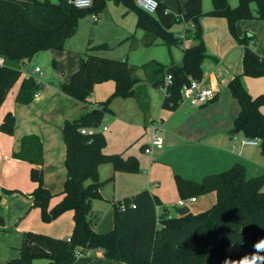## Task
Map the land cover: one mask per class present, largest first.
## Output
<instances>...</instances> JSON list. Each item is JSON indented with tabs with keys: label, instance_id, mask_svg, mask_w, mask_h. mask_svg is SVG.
Wrapping results in <instances>:
<instances>
[{
	"label": "trees",
	"instance_id": "1",
	"mask_svg": "<svg viewBox=\"0 0 264 264\" xmlns=\"http://www.w3.org/2000/svg\"><path fill=\"white\" fill-rule=\"evenodd\" d=\"M135 10L138 27L162 38L169 45L192 39L195 44L184 48L181 65L167 67L166 75L173 80L165 94L164 105L176 108L182 99V89L192 79L203 78L202 63L208 55L203 38L201 17L204 15L226 18L230 33L243 46L242 73L236 75L229 88L241 110L234 121L233 132L245 137H258L264 151V93L252 96L243 86L240 77L264 76V57L252 43L255 35L240 36L236 23L240 19H264V0H239L232 6L229 0H212L213 8L203 11V0H187L185 12L170 11L159 1L155 14L139 8L135 0H114ZM256 8L253 9L252 5ZM106 0H94L89 8H78L69 0H0V56L6 64L0 66V106L9 90L21 77V70L10 65L12 61L32 59L42 50L64 49L68 37L76 31L79 19L88 11H105ZM106 12V11H105ZM180 22L192 23L178 37L172 27ZM108 48L107 43L92 44L84 52L81 67L62 91L81 101L86 110L75 120L64 123L68 171L64 190L52 193L44 187L43 147L36 135L22 137L19 158L36 164L31 178L38 186L31 192L33 204L40 208L42 220L49 222L68 210L73 211L74 226L69 238H56L47 234L27 231L20 248V256L8 264H74L78 256L89 249L99 248L109 261L126 264H239L245 257L254 264H264V175L248 178L246 167L237 163L231 168L212 173L202 181L176 175L182 199H196L208 192L216 193L215 203L207 210L168 217L158 213L162 205L149 190L127 196L115 203L114 227L109 232L97 231L90 221L92 201L101 196L104 184L99 179V166L112 162L116 170L138 171L135 159H123L120 154L104 152L106 137L100 131L83 134L81 129L98 126L116 97L135 94L139 78L127 59H115L95 54V50ZM164 70V66L161 67ZM114 82L113 93L90 109V96L98 83ZM162 81L161 85L164 83ZM40 87L33 76L24 78L16 101L30 103ZM15 114L8 112L0 126L13 134ZM6 193L13 190L5 189ZM61 199L50 206L53 197ZM1 199V195H0ZM4 219L0 217V224Z\"/></svg>",
	"mask_w": 264,
	"mask_h": 264
},
{
	"label": "crops",
	"instance_id": "2",
	"mask_svg": "<svg viewBox=\"0 0 264 264\" xmlns=\"http://www.w3.org/2000/svg\"><path fill=\"white\" fill-rule=\"evenodd\" d=\"M159 1L170 11H186L187 0ZM229 1L233 7L239 3V0ZM123 5L122 11L125 12L114 13L113 17L109 12V21L94 23L92 28L88 26L91 29L88 39L83 41L79 38L69 45L66 41L64 49H49L37 53L32 59L14 61L17 63L14 67L21 69L23 64L28 69L21 71L20 79L9 90L0 106V126L8 112H13L16 118L13 134L0 128V217L4 219V223L0 224V264H8L20 256L27 231L56 238H69L72 233V210L52 221L42 220L41 210L34 206L31 196V192L38 186L31 178V170L36 164L17 157L15 153L20 150L22 137L32 134L38 136L43 147L44 187L54 194L64 190L68 175L64 123L78 119L86 109L81 101L64 93L62 85L70 82L73 74L80 69L84 52L92 44L107 43L108 48L95 50V54L127 59L139 78L135 94L114 98L110 104L111 112L106 113L101 124L95 126L97 130L90 128V131H100L106 137L105 153L120 154L125 160L133 158L139 168L135 172L116 170L112 162L99 166V179L104 184L101 196L92 201L93 210L90 214V221L97 231L105 233L113 229L115 203L146 189L162 202L158 213H166L168 217L179 216L182 207L192 211L189 203L193 205V213L207 210L215 203L216 193L208 192L195 201H190L188 197L185 206H180L182 198L176 175L202 181L205 176L225 171L237 163L246 167L248 178L264 175V151L261 145L245 144L244 134L233 132L234 121L241 106L230 93L229 82L242 73L243 46L229 33L226 19L221 16L209 19L211 15L201 17L203 38L208 51L202 63L201 81L216 91L214 99L199 106L183 100L172 109L164 105L165 92L161 83L166 78L167 67L181 65L184 48L194 45L195 41L184 39L179 44L169 45L162 38L154 39L138 27L137 13L135 15L131 12L133 9ZM212 8V1L209 3L203 0L204 12ZM252 8L256 6L252 5ZM94 14L97 13H92L93 22L99 21L94 20ZM121 15H125V18L118 22ZM111 18L113 24L109 23ZM208 23H214L216 29L222 25V34L218 33L216 38L217 48L206 39ZM82 24L80 21L78 29ZM176 25L172 30L178 37L188 27H193L192 23L187 22ZM236 27L240 36L245 33L256 36L251 46L264 57V19H240ZM40 58L48 61L45 70L39 64ZM33 60L38 61L31 65ZM50 61L55 64L53 68L49 66ZM162 66L164 70H161ZM36 67H40V71H36ZM30 76L40 83L36 92L38 96L28 104L19 103L16 96L21 82ZM248 78L242 75L243 80ZM254 80H257L253 81L257 87L250 88L249 81L244 82L245 89L252 96L264 93V76ZM114 86L113 81L96 84L90 96V109L96 111L97 103L106 100L113 93ZM153 127L159 128L162 147L152 146ZM148 147H151L150 152L145 150ZM5 189L13 192L6 193ZM60 199V195L53 197L50 206H54ZM170 203L179 205L176 214L167 207ZM74 264L126 263L109 261L102 249L95 248L80 254Z\"/></svg>",
	"mask_w": 264,
	"mask_h": 264
},
{
	"label": "built area",
	"instance_id": "3",
	"mask_svg": "<svg viewBox=\"0 0 264 264\" xmlns=\"http://www.w3.org/2000/svg\"><path fill=\"white\" fill-rule=\"evenodd\" d=\"M69 1L72 2L78 8H89L93 5L94 2V0H69ZM135 1L139 8L151 14H155L159 7V0H135ZM99 17L100 14L93 15L95 21H97ZM179 37H184V34H179ZM6 63H7L6 59L0 56V66L5 65ZM35 70L40 71V67H36ZM172 80H173L172 74L168 73L166 75L164 83L161 85V88L164 90L165 94H167L168 87L169 85H171ZM215 94L216 91L212 87L204 85L201 80L192 79L189 85L183 87L181 101L188 100L192 105L199 106L206 104L212 99H214ZM35 96H38V93H35ZM158 130H159L158 127L152 128L151 143L152 146L162 147L163 140L161 136H159ZM81 132L83 134H87L90 132V130L88 128H83L81 129ZM243 143L256 145V144H260L261 140L258 137H254V138L246 137L243 140ZM150 148L151 147H148L145 150L147 152H150L151 151ZM189 200L195 201L196 198L190 197ZM185 203H186V199H181L179 201L180 206H185Z\"/></svg>",
	"mask_w": 264,
	"mask_h": 264
},
{
	"label": "rangeland",
	"instance_id": "4",
	"mask_svg": "<svg viewBox=\"0 0 264 264\" xmlns=\"http://www.w3.org/2000/svg\"><path fill=\"white\" fill-rule=\"evenodd\" d=\"M205 1V0H204ZM206 1H209V3L212 1V0H206ZM208 3V2H207ZM254 6H255V4H253ZM124 5L123 4H118V3H116L114 0H106V6H105V11L106 12H111L112 13V15H111V17H113L114 16V13H116V14H118V13H120V12H125L126 10H124V11H122V7H123ZM128 9V8H127ZM130 10V9H129ZM105 11L104 10H102L99 14H100V18H99V21H97V22H93V19H92V13L93 12H91V11H88V12H86L80 19H79V23H78V26H79V24H80V21H82V27L81 28H79L78 29V26H77V29H76V31L75 32H73L72 33V35L70 36V37H68L67 38V40L66 41H68L67 42V45H69L71 42H73V41H76L77 39H83V41L84 40H86V39H88L90 36H91V29L90 28H92V26L94 25V23H98V22H102V23H106L107 21H109V20H106L105 19ZM131 12H133L135 15H136V12L134 11V10H131ZM96 13V12H95ZM98 14V13H97ZM125 16V15H124ZM124 16H119L118 17V19H119V21L118 22H121V20H122V18H125ZM85 17H87L86 19L87 20H84L85 19ZM209 17V16H208ZM212 17V15L209 17V19H213V18H211ZM224 18V17H223ZM226 18H224V20H225ZM110 21L111 22H109V23H111V24H113V21H112V18L110 19ZM201 21V20H200ZM227 21V20H226ZM90 23V25H89V23ZM117 22V23H118ZM201 25H202V22H201ZM90 28H89V27ZM177 26V25H176ZM202 28H203V34H204V27H203V25H202ZM227 28H228V31H229V33H230V30H229V27L227 26ZM218 29V30H217ZM217 29L215 28V24L214 23H211L210 25H209V23H208V29L206 30V39L208 38V40H209V42H210V45H212V46H214L215 48H217V42H216V38H217V35H218V33H220V34H222V25H219L218 27H217ZM231 34V33H230ZM231 36H233L232 34H231ZM237 41V40H236ZM66 43V42H65ZM223 50V49H222ZM45 50H42V51H39L40 53L41 52H44ZM39 52H37V53H39ZM36 53V54H37ZM35 54V55H36ZM38 55V54H37ZM46 60V59H45ZM38 60H33L32 62V64L31 65H34V64H36V62H37ZM46 63H48V61H44V60H42L41 58H40V60H39V64H40V66H42V68L45 70V68H46ZM10 65H12V66H16L17 65V63H14V61H12V62H10L9 63ZM54 65L55 64H53V62L52 61H50V65L49 66H52V68L54 67ZM20 70L22 71L23 70V72H24V70H26V69H28V67H26V65H23V64H21V66H20ZM243 76H247V77H249L248 79L249 80H243L242 79V76L240 77V79H241V82H242V84H243V86L245 87V83L244 82H249V87L250 88H256L257 87V85H255V84H253V83H256V82H253V81H257V80H254V79H257V78H259V77H262V76H248V75H243ZM246 88V87H245ZM229 92H230V90H229ZM231 93V92H230ZM239 103V102H238ZM95 130H97L96 129V127H93ZM189 208L193 211V205H192V203H189ZM174 214H176L177 213V208L179 207V205H177L176 203H170L168 206H167Z\"/></svg>",
	"mask_w": 264,
	"mask_h": 264
},
{
	"label": "clouds",
	"instance_id": "5",
	"mask_svg": "<svg viewBox=\"0 0 264 264\" xmlns=\"http://www.w3.org/2000/svg\"><path fill=\"white\" fill-rule=\"evenodd\" d=\"M256 247L264 248V242L256 245ZM239 264H254V260H249L247 257H245L242 261L239 262Z\"/></svg>",
	"mask_w": 264,
	"mask_h": 264
},
{
	"label": "water",
	"instance_id": "6",
	"mask_svg": "<svg viewBox=\"0 0 264 264\" xmlns=\"http://www.w3.org/2000/svg\"><path fill=\"white\" fill-rule=\"evenodd\" d=\"M105 19L106 20L108 19V12H105ZM188 210H189L188 207H182L179 212L180 214H185Z\"/></svg>",
	"mask_w": 264,
	"mask_h": 264
}]
</instances>
